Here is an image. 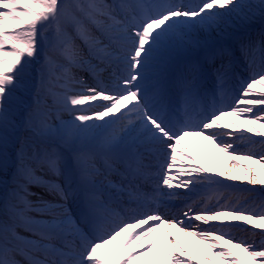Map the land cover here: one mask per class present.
<instances>
[{"label": "snow or ice", "instance_id": "obj_1", "mask_svg": "<svg viewBox=\"0 0 264 264\" xmlns=\"http://www.w3.org/2000/svg\"><path fill=\"white\" fill-rule=\"evenodd\" d=\"M0 264H264V0H0Z\"/></svg>", "mask_w": 264, "mask_h": 264}, {"label": "rangeland", "instance_id": "obj_2", "mask_svg": "<svg viewBox=\"0 0 264 264\" xmlns=\"http://www.w3.org/2000/svg\"><path fill=\"white\" fill-rule=\"evenodd\" d=\"M259 20H257V22H258ZM256 23V22H255ZM254 23V24H255ZM253 24V25H254ZM252 27H255V28H257L258 26H251V28ZM204 37L202 36L201 37V39H203ZM215 38V37H214ZM177 56L175 55V57H174V60H176L177 58H176ZM232 119H234V120H237V123H242V120H240V119H237L236 117H232ZM255 139H259L258 137H254ZM204 144H207L206 142H202V144H201V148H200V150L197 152L196 151V149H195V147L194 146H191V145H188L189 146V148H190V150H192V151H194L195 153H196V155H197V157L199 158V160H200V162L201 163H204L205 162V160L202 158V156L200 155V151H201V149L203 148V145ZM245 145H247L246 143H240V142H237V146H245ZM207 147H208V149L211 151V153H212V150H211V147L209 146V145H207ZM207 150V149H206ZM208 151V150H207ZM225 164L227 165V166H231L230 165V162H225ZM222 167L220 166V164H219V170L221 169ZM235 183H237V184H240L241 186L242 185H245L246 184V182H235Z\"/></svg>", "mask_w": 264, "mask_h": 264}, {"label": "bare ground", "instance_id": "obj_3", "mask_svg": "<svg viewBox=\"0 0 264 264\" xmlns=\"http://www.w3.org/2000/svg\"><path fill=\"white\" fill-rule=\"evenodd\" d=\"M261 26H262V24H261ZM255 33H256V31L253 30L252 33H251V36H254ZM183 61H186V60H183ZM186 63H187V62H183L181 65L177 66L176 70H177V71L182 70ZM187 142H195V143H198V142L195 141V140H191V141H187ZM238 147H239V149H240L241 151H245V150L247 149L248 145H245V146H238ZM257 148H258V150H259V146H257ZM245 163H248V162H245ZM256 167H259V165H256ZM255 187H259V186H255ZM32 190H33V191H39V192L41 191V192H43L41 189H36V188H35V190H34V188H33Z\"/></svg>", "mask_w": 264, "mask_h": 264}]
</instances>
